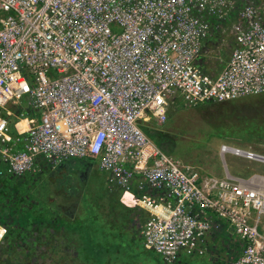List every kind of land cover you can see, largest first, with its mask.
Returning <instances> with one entry per match:
<instances>
[{"label":"built area","instance_id":"2783aa9c","mask_svg":"<svg viewBox=\"0 0 264 264\" xmlns=\"http://www.w3.org/2000/svg\"><path fill=\"white\" fill-rule=\"evenodd\" d=\"M262 92L264 0H0V179L96 156L166 261L224 223L242 240L230 264H264V175L204 177L138 123Z\"/></svg>","mask_w":264,"mask_h":264},{"label":"rangeland","instance_id":"374dc122","mask_svg":"<svg viewBox=\"0 0 264 264\" xmlns=\"http://www.w3.org/2000/svg\"><path fill=\"white\" fill-rule=\"evenodd\" d=\"M241 98L183 107L180 114L189 121L183 131L165 123L154 126L141 121L138 125L159 148L180 156L204 177H223L225 169L242 177L264 175L263 161L229 151L220 153V145L227 143L264 154V134L249 141L227 136L234 128L261 131L264 124V101ZM22 100L28 103L26 97ZM180 114L178 120H182ZM236 123L242 125L233 126ZM114 184L107 172L98 169V158L93 155L64 159L44 173L7 175L0 182V222L15 224L20 231L14 232L12 224L4 227L0 264H227L231 259L232 251L225 247L219 256L209 251L204 255L180 252L173 261L144 248L140 229L145 213L136 207L130 209L132 203ZM31 216L34 220L29 221ZM45 216L61 221L76 217L77 229L71 237L49 238V249L45 250L48 242L37 234Z\"/></svg>","mask_w":264,"mask_h":264},{"label":"crops","instance_id":"0c3cea01","mask_svg":"<svg viewBox=\"0 0 264 264\" xmlns=\"http://www.w3.org/2000/svg\"><path fill=\"white\" fill-rule=\"evenodd\" d=\"M130 209H132V205ZM75 218H72V217L71 219L67 218L66 221L65 220L61 221L55 218L54 219H42V221L39 222L41 223L42 227L40 231H37V234L41 238V240L45 241V243L48 242V247L45 246L44 248L45 250L46 248L49 249V238L55 237V239H57L60 235H65L67 237L68 236L71 237L73 235L74 230H75V221H76ZM9 224H12V223L5 224V223L0 222V225L5 228ZM241 246H242V240L236 235H234L230 230H228V228H226V225L224 223L221 224V226L216 230V232L213 235H210L209 237H207L204 242L205 253L209 251L211 252V254L213 255L217 254V256H219V254H222L219 250L224 251L223 249L224 247H225V250L232 251V257L228 261L227 264L231 263L232 259L236 256V254L241 249ZM44 253H46V251H44ZM97 253H100V252H95L94 254H97ZM204 254H201V255H204Z\"/></svg>","mask_w":264,"mask_h":264},{"label":"trees","instance_id":"16d2710c","mask_svg":"<svg viewBox=\"0 0 264 264\" xmlns=\"http://www.w3.org/2000/svg\"><path fill=\"white\" fill-rule=\"evenodd\" d=\"M249 99H250L249 102L264 101V92L259 93V94L249 95ZM221 101H223V100H221ZM227 101H229V100H227ZM187 105H191V104H187ZM187 105H184V104H181V105L172 104L171 107H173V108L171 110H169V112H168L167 120L165 122L166 126L172 127V128H177L178 127V129L182 130V131L186 130L187 127H188L187 125H188L189 121H186V118H185L186 116H181L180 113H181V109L183 107H186ZM221 105H223V106L230 105V103H223ZM179 114H180L179 117H182V120H181V118H180V120L177 119ZM231 125H233V124H231ZM237 125H239V124L236 123L233 126H237ZM241 125H239V126H241ZM260 129H261V131H256L255 129L246 130V129H243L242 127L240 129L239 128H237V129L234 128V130L233 129L228 130L227 136H229L231 138H239V139H245V140L249 141L253 136H255L257 134H260V133L264 134V124L262 126H260ZM43 165H44V167L42 166V169L39 170L37 173H44L47 168L51 167V165H49V164H43ZM1 181L2 180H0V182ZM114 188L117 189V191L119 192L120 195L125 193L123 188H119L115 184H114ZM119 200H120V196H119V199L117 201V206H118ZM42 219H53V218H49V217L45 216V217H42ZM28 220L29 221L34 220V216L29 217ZM67 225H68V223H67ZM12 227L16 228L15 224H12ZM75 229H77V224L75 225ZM14 231H20V230H18L16 228V229H14ZM78 233L79 234H83V233H81L80 230L78 231ZM88 256H90V255H88Z\"/></svg>","mask_w":264,"mask_h":264},{"label":"flooded vegetation","instance_id":"af4514ba","mask_svg":"<svg viewBox=\"0 0 264 264\" xmlns=\"http://www.w3.org/2000/svg\"><path fill=\"white\" fill-rule=\"evenodd\" d=\"M126 194V201H129V202H131V200H132V196H131V194L130 193H125ZM132 203V202H131Z\"/></svg>","mask_w":264,"mask_h":264},{"label":"bare ground","instance_id":"6f19581e","mask_svg":"<svg viewBox=\"0 0 264 264\" xmlns=\"http://www.w3.org/2000/svg\"><path fill=\"white\" fill-rule=\"evenodd\" d=\"M23 98H24V97H23ZM27 104H28V103H27ZM0 180H1V179H0ZM125 193H130V192H125ZM125 193H124V194H125ZM130 194H131V193H130ZM122 195H123V194H122ZM122 195H121V196H122ZM121 196H120V197H121ZM131 196H132V200H131V202L133 203V202H134V197H133L132 194H131Z\"/></svg>","mask_w":264,"mask_h":264}]
</instances>
